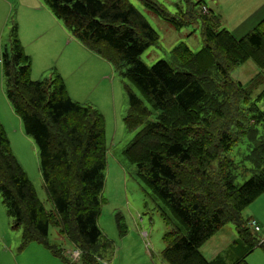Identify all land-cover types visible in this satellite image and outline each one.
<instances>
[{
	"label": "trees",
	"instance_id": "16d2710c",
	"mask_svg": "<svg viewBox=\"0 0 264 264\" xmlns=\"http://www.w3.org/2000/svg\"><path fill=\"white\" fill-rule=\"evenodd\" d=\"M44 3L72 37L113 64L157 110L156 120L137 132L125 153L176 220L163 235L165 259L170 264H249L246 257L253 249L264 253V239L256 235L260 231L249 229L242 216L264 193V128L258 130L264 126L262 97H251L252 78L242 84L230 77L232 67L247 59L262 68L255 77L263 76L264 21L236 38L225 29L214 30L205 16L199 52L181 43L172 49V61L147 65L140 56L158 35L129 0ZM9 40V50L0 53L5 96L36 145L50 209L38 199L0 122L1 204L13 225L22 226L25 241L49 247L53 221L58 235L81 247L86 257L101 236L97 218L107 165L103 116L73 100L60 74L31 78V58L15 24ZM202 56L210 59L207 68ZM128 102L127 123L134 128L151 112L132 90ZM241 144L245 152L231 157ZM247 172L249 177L237 183ZM228 223L238 233L240 254L230 263L219 255L207 259L199 249ZM81 264L91 263L84 259Z\"/></svg>",
	"mask_w": 264,
	"mask_h": 264
},
{
	"label": "rangeland",
	"instance_id": "374dc122",
	"mask_svg": "<svg viewBox=\"0 0 264 264\" xmlns=\"http://www.w3.org/2000/svg\"><path fill=\"white\" fill-rule=\"evenodd\" d=\"M36 1L41 7L32 9ZM129 1L158 35L157 41L140 56L147 65H152L159 59L172 61V49L181 43L188 46L193 53L199 52L203 46L202 24L205 16L214 30L225 29L236 38L244 36L255 28H260L261 22L264 21V0H148L151 3L150 7L142 0ZM21 5L24 7L22 8ZM45 8L47 10L44 0H12L11 4L1 0L0 53L5 48L9 50V34L13 24L17 26L20 37V30L24 25L23 13L34 11V22L44 21ZM66 34L72 36L69 32ZM52 36L51 24L50 27L45 25L44 28L34 32L35 38L43 39V42H40L41 47L39 44L31 46L26 42L28 50L32 53L25 51L31 58L32 79H48L50 75L58 73L55 66L64 59L65 54L61 56L63 49L61 47L52 54L51 49L54 48ZM104 60L103 62H107L111 67L105 74L107 81L96 93L89 92L86 98L81 100L97 109L104 119L107 165L97 218L101 236L94 248L89 251V255L80 256L81 258L77 261L70 252L71 250L80 251L81 247L59 236L58 228L53 221L47 236L49 247L32 239L25 241L22 226L13 225L0 198V264H81L84 259L91 264H94V261L97 264H170L163 255L165 248L163 235L172 227L171 223H176V220L169 208L156 197L150 186L139 175L135 163L125 153L126 147L137 132L156 120L157 110L140 96L138 89L128 78L123 77L113 64ZM201 61L204 68H207L210 59L202 56ZM82 63L91 65L90 56L85 57ZM261 71L262 68L258 67L252 59H247L240 65L232 67L230 77L242 84L253 79L248 90L252 91L251 97H262L258 104L264 110V71L263 76L255 77ZM93 72L94 70L90 71L88 76V82L91 84L97 80L96 73L93 74ZM33 73L35 77L32 76ZM85 78L86 76L82 79ZM131 90L141 98L151 112L144 122L134 128L127 123L128 91ZM0 122L6 130L13 153L33 184L38 199L49 210L50 204L46 199L41 181L36 145L30 137L25 135L18 116L6 99L1 65ZM263 128L262 124L258 125L259 132ZM245 149V144L234 147L229 152L230 156L239 159ZM246 168H248L247 163ZM248 177L247 172L244 177L239 176L236 182L241 183ZM244 210L254 212L257 210L264 214V193L256 197ZM50 219L53 218L50 217ZM246 219L247 226L253 231L248 222L254 218ZM254 220L257 222L256 219ZM258 227H260L259 224ZM256 235L264 239V227L262 232ZM238 239L234 225L228 223L199 251L207 258L213 257L218 252L219 256L225 258L226 244L234 247ZM54 252L56 255H53ZM262 254L260 248H255L249 257L253 258Z\"/></svg>",
	"mask_w": 264,
	"mask_h": 264
},
{
	"label": "crops",
	"instance_id": "0c3cea01",
	"mask_svg": "<svg viewBox=\"0 0 264 264\" xmlns=\"http://www.w3.org/2000/svg\"><path fill=\"white\" fill-rule=\"evenodd\" d=\"M6 3L11 4L12 0H6ZM35 4L36 5L33 6L32 9H38L39 7H41L38 1H36ZM21 7L23 8L24 6L21 5ZM23 14H24V25L21 27L20 37L19 36L18 37L21 45L22 44L24 45V47L22 45L23 49H25L24 51H26L29 54H32L31 51L28 50L26 42H28L29 45L31 46L33 45L36 46L39 44V46L41 47L42 44L40 42H43L42 41L43 39L35 38L34 32L37 29L44 28L45 25H48L50 27L51 24V29L53 30L52 43L54 44V48L51 49V52L52 54H54L55 51L59 47H61L63 48L61 51L62 52L61 56L65 54L64 59L63 60L61 59V61L56 64L55 68L57 69L58 74H60L64 79L68 95L73 100L83 103V101L81 100L86 98L89 92L96 93L102 87L101 85L107 81L105 74L111 68L107 62H103L105 61L104 58L92 53L91 51L86 49L80 42H78L74 37L70 36L69 34H66L68 33V32L66 33L64 32L66 28L63 26V24L60 21H58L53 16V14L48 8L47 10L46 8L44 10V15L46 18L44 21L34 22L33 20L35 16L34 11L24 12ZM88 55L91 58V65L82 63V60L85 57H89ZM51 66L53 67L54 63ZM93 70H94L93 74L96 73L95 75L97 76V80L94 84H91V82H88V76L90 75V71ZM80 71L81 73H79ZM32 76L35 77L34 73L32 74ZM84 76H86V78L82 79ZM91 80H93V78ZM243 217L256 219L261 228L260 232H262V228L264 227L263 212H259L257 210L255 212L252 210L251 211L244 210ZM230 245L226 244L225 251L227 253L226 254L227 260H226V256H225V260L227 263L232 262L230 260H233L235 257H237L240 254V249L238 248L237 245L234 247L233 246L231 247ZM249 254L246 257V260L249 264H264V253L260 256L258 255L253 258H250ZM217 255H219V252L216 253L213 257ZM213 257L211 258L206 257V258L212 259Z\"/></svg>",
	"mask_w": 264,
	"mask_h": 264
},
{
	"label": "built area",
	"instance_id": "2783aa9c",
	"mask_svg": "<svg viewBox=\"0 0 264 264\" xmlns=\"http://www.w3.org/2000/svg\"><path fill=\"white\" fill-rule=\"evenodd\" d=\"M248 225L253 229L254 232L260 231V227H258L257 222L254 219H250ZM70 255L77 259L80 258V251L79 250H71Z\"/></svg>",
	"mask_w": 264,
	"mask_h": 264
}]
</instances>
